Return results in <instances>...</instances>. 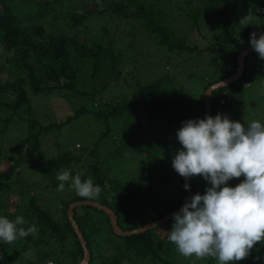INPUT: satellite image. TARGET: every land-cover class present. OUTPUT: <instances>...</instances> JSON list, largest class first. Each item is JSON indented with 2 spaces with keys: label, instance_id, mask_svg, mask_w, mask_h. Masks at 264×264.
Listing matches in <instances>:
<instances>
[{
  "label": "trees",
  "instance_id": "16d2710c",
  "mask_svg": "<svg viewBox=\"0 0 264 264\" xmlns=\"http://www.w3.org/2000/svg\"><path fill=\"white\" fill-rule=\"evenodd\" d=\"M63 1L0 0V136L7 127L17 126L18 123L21 125L24 123L27 127L25 136L18 138L17 157L12 153L10 158H15L14 161L0 171V208L5 210L3 214L0 211V217L4 215L9 220H14L17 215L23 216L26 223L22 227L35 225L38 229V235L35 237L29 235L12 244H5L0 240V256L3 257L0 259V264H79L83 257V249L68 219L67 208L71 202L88 199L78 197L73 189L66 193L57 191L59 182L56 179H50L49 185L43 186L42 181H38L37 185L39 186L37 190L55 188L48 198L52 200L50 206H48V201L45 202L47 199L43 197L38 199L30 195L27 192L29 187L25 186L21 180L22 171L18 169L26 160V149H30L29 162L32 164L36 160L39 161L37 165L44 176L57 175L64 169L70 170L72 175L83 171L82 180L90 176L94 184L102 188L100 196L93 201L111 208L117 216L118 225L124 230H133L166 215L180 206L186 198L187 190L183 187L182 177L172 166L167 167L163 169V180L166 185L175 188V192L167 197L168 200L160 202L153 208L148 221L130 222L123 227L121 223L128 219L130 213L129 204L137 199L154 195L158 188L152 189L149 184L133 179L110 177L108 175L110 164L103 160L102 151L104 152L105 147H108L106 143L111 145L109 134L112 130L114 132L126 131L131 126L136 127L143 121L150 123L153 119L163 115L167 116L168 124L177 120L180 125L188 119L205 118L204 93L197 98L188 99L175 86L174 76L171 75L159 77L145 84L140 83L138 77L134 80L136 87L131 91L130 98L121 99L119 97L125 91L123 88L124 90L112 99L97 104L95 101L97 95L101 96L109 86L112 84L117 86L118 82L124 79L123 57L115 50L111 39L103 45L96 40L87 44L85 38L76 37L80 35V28L90 25L89 22L96 16L115 13L135 20L144 27L145 33L149 32L153 35L157 44L165 47L169 52H193L195 50L198 55L204 52H211L215 55L228 52L227 71L220 78L205 84L203 90L235 72L236 57L241 50L250 46V34L255 32L258 35L264 29L263 19L258 28L251 23L236 26V22L232 20L237 8L234 0H202L208 15L215 22L220 38L215 45L209 44L205 48L197 49L187 44V37L176 36L160 20L161 11H165L163 9L169 8L171 4H180V0H159V2L157 0H116L113 5L106 4L105 0H86L79 5L80 9L83 7L85 10L74 12L71 15L70 25L74 28L75 36L59 29L45 32L43 26L45 17L50 14L56 16L57 7ZM194 1L191 0L193 6L186 15L191 24L196 27V32L201 34L197 24L201 13ZM198 1L201 0H196L195 3L198 4ZM249 2L251 1L244 0L243 4ZM259 5L263 8L259 17H264V1H260ZM31 7H34V10H30ZM100 27L102 32L107 34L105 27ZM201 37L203 38L202 34ZM255 53L253 50L245 57L241 77L225 87L212 91L211 114L213 117L218 113L225 112L226 115L230 113L226 112L224 107H230L232 102L237 103L241 100L242 83L238 82L246 79L252 71L253 73L256 71L254 75L257 78L264 80V68L259 71L264 60L258 56L253 59L251 65L247 63V60ZM252 65L253 68H251ZM86 71L89 82L84 85L86 83L81 80L80 75L87 74ZM133 71L134 69L126 70L125 73L136 75ZM88 84H90L89 87ZM9 90L13 93L12 99L5 96ZM224 92H229L232 97L228 105L219 103V98ZM39 96L45 98L51 105H60L57 107L59 112L66 109L63 104L74 97L92 99L96 103V108L91 111L86 108H76L56 123L41 125L37 120V115L32 114L33 99ZM174 108L176 109L174 113L169 114ZM83 112H90L102 124V130L97 139L87 146H83L78 141L81 145L77 143L75 145L77 151L73 152L69 150L68 143L60 142L52 135L53 142L57 141V144L51 147V151L59 146L61 149L58 154H62L50 160L46 165L42 161L46 158V156L43 157L45 152L41 150L42 145L45 144L38 142L39 134L43 132L52 134L55 126L59 128ZM47 115L50 118V114ZM56 119L53 115L49 120ZM116 124L118 127L115 128ZM141 130H145V127ZM29 144L30 148L27 147ZM115 146L110 153L115 159L117 156L122 157L129 149L123 141ZM136 151L144 152L138 148ZM79 162H81L80 165H78ZM75 163H77L76 167H74ZM174 173L177 179L172 184L169 180ZM190 179L193 195L196 193L203 195L205 190L200 187L201 190L197 189L195 192L194 183L192 178ZM243 179H245L243 176L233 178L228 182V186L235 187ZM202 183L204 182L200 178V185ZM9 184H14L18 190L13 191L10 188L8 191L5 190V186ZM28 185L31 187L29 183ZM65 185L69 186L68 183ZM52 207L53 211L50 210ZM8 208H11L9 212ZM73 216L90 252L88 264H125L126 262L141 264L140 262L144 261L151 264H176L173 260L164 257L163 253H165L168 240L165 236L166 232L159 234V225L144 232L122 236L113 232L109 216L95 206L76 205L73 208ZM167 223H172V219ZM27 252L29 257L26 256ZM212 261L215 259L207 258L204 264H211ZM228 264H233V262L230 261ZM235 264H264V245H254L251 255Z\"/></svg>",
  "mask_w": 264,
  "mask_h": 264
},
{
  "label": "rangeland",
  "instance_id": "374dc122",
  "mask_svg": "<svg viewBox=\"0 0 264 264\" xmlns=\"http://www.w3.org/2000/svg\"><path fill=\"white\" fill-rule=\"evenodd\" d=\"M84 1L86 0H64L58 5L56 16L50 14L45 17L43 22L44 31L50 32L54 29H59L66 34L74 35V28L70 25L71 15L74 12L85 10V8L83 9L82 7L80 9L79 7ZM115 1L116 0H105L106 4L109 3L111 5H113ZM157 1L159 2V0ZM195 1L194 4L198 6L201 13L197 24L199 25L198 28L203 38L199 32H196V27L191 24L186 15L193 6L191 0H180V4H171L169 8L163 9L165 11H161L160 14L162 17L160 16V20H162L164 25L169 27L170 31L176 36L187 37V44L192 48L197 47V49H200L205 48L209 44L215 45L220 38L217 33L218 30L215 28V22L213 18L208 15L207 9L203 6V1H198V4H196L197 2L195 3ZM234 1L237 4V8L232 16V20L236 22V26L246 25L240 23L241 19L245 17L249 18L248 23L258 28L261 19L264 20L263 16L259 17L263 10L259 2L264 0H248L251 2L245 5L243 4L244 0ZM30 10H34V7H31ZM89 23L90 25L88 24L86 27L80 28V35L76 37L80 38L81 36L83 39L85 38L87 44L91 43L92 40H96L103 45H106L111 39L113 47L117 52H120L123 57V67L125 71L134 69L136 72V75H131V73L127 74L124 71V79L120 80L117 86L112 84L101 96L97 95L95 97L97 104L112 99L117 93L119 94L123 91V88H125V91L123 95L119 97L121 99L130 98L131 91L136 87L134 80L138 77L140 78V83L145 84L166 75L174 76L173 83L179 89L180 93L184 94L188 99L197 98L201 93L205 92V90H203L205 84L213 79L220 78L227 71L226 59L229 58L228 52L219 55H215L211 52H204L198 55L195 53V50H193V52H169L165 47L159 46L154 36L149 32L145 33L143 31L144 27L139 25L132 18L123 17L115 13L112 15L105 13L96 16L95 19ZM100 26L105 27L107 34L102 32ZM255 58H258V53L253 54L252 57L247 60V63L251 65ZM251 68H253V65ZM263 68L264 64L259 67V71H262ZM86 73L87 74L80 75L81 80L86 83L84 85H87L89 82L87 77L88 72L86 71ZM254 74H256V71L254 73L252 71L250 75L248 74L246 79H241L240 82H238L240 84L242 83L243 93L241 100H238L237 103L232 102L230 107H224L226 112H230L227 116L231 120L239 121L245 126L252 120H259L261 123H264V80H262L263 78H257ZM244 83H248V85ZM89 86L90 84H88V87ZM5 96L8 99H12L13 93L9 90ZM33 100L34 110L32 114L33 116L37 115V120L40 121L41 125L56 123L60 121L65 114L75 111L76 108H86L89 111L96 108V103L92 99L84 97H74V99L69 102H64L65 104L63 105L64 107L66 106V109H62L60 112L57 108L60 107V105H51L42 96L36 97ZM175 110L174 108L169 114L174 113ZM47 114H50L51 119L54 115L58 120H49L50 118ZM167 120V116L163 115L157 119H153L150 123L147 121L141 122L139 124L141 127L139 125L136 127L131 126L126 129V131L128 130L127 132L124 130L114 132L112 130L109 134L111 145L106 143L108 145V147H105L107 151H102L103 160L110 164L108 174L110 177L116 176L124 180L133 179L144 184H149L152 189L158 188L154 195L137 199L129 204L130 213L128 214V219H125V221L121 223L123 227H126L130 222H138L141 220L148 221L153 208L160 202L168 200L167 197L175 192V188L168 184L166 185L163 180V169L171 167L172 158L177 150L180 149V143L176 139L175 134L182 125H180L177 120L172 124H168ZM116 127H118L117 124L115 128ZM143 127H145V130L142 131L141 129ZM101 130L102 124L94 118L90 112H83L64 123L63 126L59 128L55 126L52 134L51 132L39 134L38 142L41 141V143L43 142V144H45L42 145V148L40 145L41 150L45 152L43 153V157L46 156L42 161L47 165L50 160L62 154H58L61 149L59 146L51 151V147H53L55 143L57 144V141L53 142L52 135L60 142L68 143L70 147L69 150L76 152L75 145L77 143H81L83 146L90 145L97 139ZM26 131L27 127L24 123L23 125L18 123L17 126H11V128L7 127L5 131H2V135L0 136V171L5 169L11 161H14L15 158H10V155L12 153L14 156L18 154V138H23ZM120 141L127 144L129 149L124 152L122 157L117 156L115 159L110 153ZM27 147L30 148V144ZM136 148L142 149L144 152L140 153L136 151ZM29 152L30 149L25 150L26 160L24 164L18 168L22 171L21 180L25 186L29 187L27 188V192H29L30 195H34L38 199L42 197L47 199L45 202L48 201V206H50L52 200L48 198L52 195L55 188L37 190L39 187L37 185L39 183L38 181H42L43 186L49 185L50 179L55 180L56 175L51 174L49 177L46 175L44 176L42 170L38 168L37 163H39V161L36 160L32 164L29 162ZM80 164L81 162L78 163V165ZM76 166L77 163L74 164V167ZM176 177L174 173L169 181H171L172 184L175 183ZM200 178L201 177L198 178V176L192 177L195 192H197V189H200V187L202 190H205L206 187L210 186V184L203 179L202 181L204 183L200 185ZM10 184L5 186V190L8 191L9 188L10 190L13 189V191L18 190L14 184ZM63 192H71V188L65 185V190ZM8 210H11V208H8L7 211ZM50 210L53 211V207ZM0 211L2 214L5 212L4 208H0ZM3 217L5 216L3 215ZM168 223L164 222L158 226L160 227L158 228L159 234L163 231H170L172 223ZM165 236H167V233ZM166 245L167 247H165L164 250L165 253H163L164 257L173 260L176 264H204L207 259L195 256L185 258L175 250L174 244L167 241ZM26 256L29 257L28 252ZM140 263L151 264L147 261ZM125 264L133 263L126 262ZM211 264H218V262L215 260L212 261Z\"/></svg>",
  "mask_w": 264,
  "mask_h": 264
},
{
  "label": "clouds",
  "instance_id": "9594fccd",
  "mask_svg": "<svg viewBox=\"0 0 264 264\" xmlns=\"http://www.w3.org/2000/svg\"><path fill=\"white\" fill-rule=\"evenodd\" d=\"M248 21L244 17L240 23ZM249 43L264 60V33L258 39L251 33ZM175 135L181 148L172 158V168L185 179L200 176L210 186L172 214L167 240L185 258H212L218 264L247 259L254 245H264V123L252 120L245 126L218 113L183 121ZM82 176L83 171L58 172L57 191L63 192L68 183L78 197L96 200L102 188L90 176ZM242 176L245 179L235 187L228 186ZM183 187L188 190L190 185ZM25 223L19 215L14 220L0 217V240L12 244L38 235L35 225L24 228Z\"/></svg>",
  "mask_w": 264,
  "mask_h": 264
},
{
  "label": "water",
  "instance_id": "95a60500",
  "mask_svg": "<svg viewBox=\"0 0 264 264\" xmlns=\"http://www.w3.org/2000/svg\"><path fill=\"white\" fill-rule=\"evenodd\" d=\"M261 33H264V29L259 32V34L257 35V39L259 38ZM252 51H253V49L251 48V46L241 50L236 57L237 68H236L235 72H233L231 75L226 76L223 79L211 84L210 86H208L205 89V92L203 94V101H204V105L206 108L205 116L206 115L212 116V114H211V94H212V91L214 89H217V88L225 87L228 84L236 81L239 77H241V75L243 74V71H244V59ZM182 179L184 181V184L187 183L190 185V188L187 190V195H186L184 202L180 206L175 208L173 211L167 213L166 215H164V216H162V217H160L154 221L148 222V223L144 224L143 226L135 228L133 230L122 229L117 223V216H116L115 212L111 208H109L107 205L98 203V202L93 201V200H82V201L71 202L67 208L68 219L71 222V224L75 230V233L77 234L78 240H79V242L82 246V249H83V257L80 260L79 264H88L89 258H90V252H89V249L86 245V240H85L82 232L80 231L77 222L74 219V216H73L74 206L79 205V204H87V205L95 206V207L103 210L109 216L113 232L116 233L117 235L125 236V235H131L134 233L144 232L147 229L156 227V226H158L164 222L169 221L170 219H172V214L178 212L184 203L190 202V198L193 196L191 179L190 178L185 179L183 177H182Z\"/></svg>",
  "mask_w": 264,
  "mask_h": 264
},
{
  "label": "built area",
  "instance_id": "2783aa9c",
  "mask_svg": "<svg viewBox=\"0 0 264 264\" xmlns=\"http://www.w3.org/2000/svg\"><path fill=\"white\" fill-rule=\"evenodd\" d=\"M231 94L229 92H224V94H222V96H220L219 98V103L221 105H227L230 100H231Z\"/></svg>",
  "mask_w": 264,
  "mask_h": 264
}]
</instances>
